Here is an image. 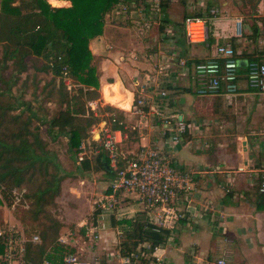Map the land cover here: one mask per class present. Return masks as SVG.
<instances>
[{"label":"crops","instance_id":"0c3cea01","mask_svg":"<svg viewBox=\"0 0 264 264\" xmlns=\"http://www.w3.org/2000/svg\"><path fill=\"white\" fill-rule=\"evenodd\" d=\"M46 1L53 6L70 4L66 0ZM166 1L161 14L147 11L136 26L114 18L99 36L89 39L98 89L90 88L95 91L92 97L84 95L85 107L88 100L96 106L92 111L85 108L86 114L108 122L114 116L104 112L103 106L116 109L125 128L119 143L123 153L156 144L170 155L174 166L191 171V189L161 212L166 216L164 228L169 234L153 250L160 264H217L219 258L223 264H264V199L256 185V177L264 172V93L247 87L242 65L250 57L264 58V0ZM186 15L210 21L209 47L185 40L181 23ZM237 19L239 24L235 23ZM222 41L232 45L239 61L238 89L234 95L200 96L195 93L192 66L213 54L214 45ZM179 58L185 62L179 64ZM147 76L165 91L164 97L157 96L164 115L180 117L187 126L176 142L169 138L173 126L164 127L154 119L138 122L129 111L137 89L134 81ZM189 92L194 94L190 98L191 113L183 115L177 110V101ZM96 125L89 127L87 140ZM127 128L133 133L130 137ZM60 138L66 147V138ZM85 148L83 156L92 164L98 153L93 149L88 155ZM70 155L79 178L85 176L83 172H98L92 168L80 171L76 153ZM68 178L65 175L61 182ZM116 198L113 215L103 212L101 218L97 216L102 225L97 248L107 240L106 233L112 235L115 250L118 236L115 240L114 235L119 229L112 221L133 218L137 213H144L148 219L149 213L135 193L119 191ZM94 212L102 213L99 209ZM97 248L95 253L100 254ZM114 252L110 250L102 258L112 257Z\"/></svg>","mask_w":264,"mask_h":264},{"label":"trees","instance_id":"16d2710c","mask_svg":"<svg viewBox=\"0 0 264 264\" xmlns=\"http://www.w3.org/2000/svg\"><path fill=\"white\" fill-rule=\"evenodd\" d=\"M66 1L70 3L67 7L53 6L46 0H0V187L2 194L22 188L20 194L23 201L28 200L27 211L33 220L54 205L66 173L56 161L55 151L48 149L39 137L36 127L32 130L28 127L30 114L22 117V111L29 108V102L13 96L12 89L18 75L31 69L34 90L37 81L41 80L38 74L47 77L37 91L45 102L56 104L55 110L44 121L49 139L66 138V149L70 153L78 151L82 140L86 143V151L98 148L96 139H86L89 127L100 121V118L86 114L84 108V95L92 97L98 89L88 41L99 36L104 26L114 18L129 25L132 18L126 14L117 15L119 5L149 6V0ZM166 4V0L160 2L161 12H164ZM210 43L209 36L202 45L209 47ZM248 60L264 64V58L250 57ZM34 90L31 95L35 98ZM50 96L54 97L53 100L48 99ZM104 109L112 113L116 110L109 106H104ZM123 124V117L118 113L109 128L123 130ZM127 131L130 137L133 133L128 128ZM129 157L126 154V158ZM88 159L84 155L77 163L80 171L92 168L102 171L109 180L113 177L103 151L96 155L92 164ZM117 160L121 165L122 160ZM263 176L264 172H261L256 177V185L264 199V192L259 189ZM112 223L118 225L121 233L116 245L119 254L135 250L138 244H147L151 250L162 245L169 234L168 229L156 226L144 213H137L133 218H119ZM60 224L54 216L48 224L41 225L42 230L31 231L40 238L39 244L28 242L25 246V257L32 264H36L41 256L54 264L61 263L64 249L55 241L61 233ZM104 262L102 258L100 264Z\"/></svg>","mask_w":264,"mask_h":264},{"label":"built area","instance_id":"2783aa9c","mask_svg":"<svg viewBox=\"0 0 264 264\" xmlns=\"http://www.w3.org/2000/svg\"><path fill=\"white\" fill-rule=\"evenodd\" d=\"M162 0H149L148 7H135L134 5H119L117 15H128L132 25L147 13L161 14L160 2ZM239 24V20H235ZM182 34L187 42L202 44L209 32L204 17L186 15L181 23ZM185 61L178 59L179 64ZM244 66V80L247 87L253 91L264 93V64L258 60H246ZM240 65L235 57V51L229 42H219L214 45L213 54L192 66L193 80L196 85L195 93L200 96L224 93L234 95L238 89ZM136 91L132 94L129 111L136 116L138 122H148L150 119L160 121L165 126H173L170 140L176 142L186 129L184 121L178 118H169L160 110L157 96L164 97L165 91L156 87V81L147 76L144 80L134 81ZM67 83V80L65 81ZM89 111L95 109L92 101L85 102ZM108 122H99L91 127L92 139L98 141V148H93L95 153L103 151L108 160V166L113 172V177L108 181L101 197L96 201L97 209L101 214H91L89 220L69 230L61 232L55 239L56 243L64 249L60 264H100L102 257L95 256L94 252L100 237L102 225L97 216L102 217L103 212L115 213L117 193L126 190L135 193L149 213L148 219L156 226L165 227L164 207L171 205L179 198L181 193L191 189V171L173 165L170 155L161 150L156 144L139 146L128 155L120 150L119 143L124 133L119 128L111 129ZM97 135V138L94 135ZM84 142L79 143L75 161L83 158ZM122 164L118 165V160ZM2 188V187H0ZM259 189L264 192V176ZM20 190L12 189L9 194L13 201L22 199ZM25 202V201H24ZM26 205V202H25ZM96 209V210H97ZM165 213V212H164ZM26 232L22 227L14 224L0 225V264H32L26 256V243L39 244L37 233ZM158 246V245H157ZM154 246L149 250L147 244H138L135 250L119 254L115 248L112 257L104 259L103 264H160V258L153 254ZM98 261V262H97ZM223 259H217V264H223ZM36 264H54L49 258L41 256Z\"/></svg>","mask_w":264,"mask_h":264},{"label":"rangeland","instance_id":"374dc122","mask_svg":"<svg viewBox=\"0 0 264 264\" xmlns=\"http://www.w3.org/2000/svg\"><path fill=\"white\" fill-rule=\"evenodd\" d=\"M204 18L206 19V26L209 29V32L211 30L210 21L206 17ZM153 27H156V25ZM32 74L33 72L30 69L27 73H21L18 75V80L12 89L13 96L20 97L29 102V108L22 111V117L30 114V126L28 127L31 130L32 127H36V131L39 134V137L46 143V147L55 151L56 161H58L60 166L63 168V171L69 178L65 179L64 182H60L62 187L59 191V195L54 200V205H50L49 210H45L46 212L38 216L37 220H33L30 212L27 211L29 208L27 207L29 205H25V202L28 203L27 199H25V202L23 199L19 198L18 201H13V198L6 192L2 194L3 192L1 193L2 190L0 188V225L11 223L22 227L24 230L35 229L40 231L42 230L41 225L48 224L49 220L55 216L61 223V232H64L73 228V224L90 219L92 216L91 214L95 211V209H97V197L101 194L109 179L102 171L90 174L83 172V175L85 176L79 178V172L75 168L76 165L74 163V157H71L70 152H68L64 146L62 139H57V137L49 139L46 135L44 129L46 125L44 124V121H46L55 110L56 104H46L43 96H41V94L37 91L40 87L39 85H42L43 81L47 80V77L38 74L42 81H37L38 84H36V90H34L33 86L35 83L31 82ZM19 89L21 90L19 91ZM33 90L37 94H35V98L31 95ZM191 97H194V94L189 92L184 94L183 97L181 96V98H179V102L177 101V103H180V106L179 104L177 105V110L183 115L191 113ZM53 98V96H50L48 99L53 100ZM84 108L86 107L84 106ZM103 110L106 112L104 106ZM116 114L117 112L115 111L112 113V116H115ZM92 117L96 118L97 116ZM94 137H96V134ZM124 149L125 147L123 145V150ZM86 153L89 155L90 151L88 150ZM19 190L22 191L23 189L21 188ZM105 220L107 221V219H104V225L108 223ZM104 235L106 236L107 242L101 241V244L99 243L97 248V251L99 252L97 253L100 254H95L94 252L95 256L102 257L106 252L110 250L114 251V242L111 243L112 235H106V233H104ZM120 235V231L114 235L115 240L118 236L117 243L121 237Z\"/></svg>","mask_w":264,"mask_h":264},{"label":"water","instance_id":"95a60500","mask_svg":"<svg viewBox=\"0 0 264 264\" xmlns=\"http://www.w3.org/2000/svg\"><path fill=\"white\" fill-rule=\"evenodd\" d=\"M96 137H97V135H96Z\"/></svg>","mask_w":264,"mask_h":264}]
</instances>
